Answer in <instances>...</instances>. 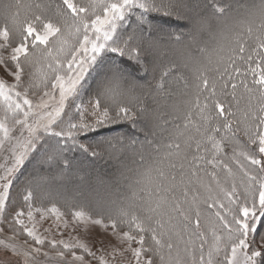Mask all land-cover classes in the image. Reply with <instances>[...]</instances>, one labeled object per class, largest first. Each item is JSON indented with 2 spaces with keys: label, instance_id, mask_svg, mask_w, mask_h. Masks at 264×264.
<instances>
[{
  "label": "snow or ice",
  "instance_id": "snow-or-ice-1",
  "mask_svg": "<svg viewBox=\"0 0 264 264\" xmlns=\"http://www.w3.org/2000/svg\"><path fill=\"white\" fill-rule=\"evenodd\" d=\"M0 20V264H264V0ZM100 158L116 200L79 168Z\"/></svg>",
  "mask_w": 264,
  "mask_h": 264
},
{
  "label": "trees",
  "instance_id": "trees-1",
  "mask_svg": "<svg viewBox=\"0 0 264 264\" xmlns=\"http://www.w3.org/2000/svg\"><path fill=\"white\" fill-rule=\"evenodd\" d=\"M11 3H19L22 6L28 0H10ZM23 15V7H21ZM2 23V20H0ZM82 174H86L90 179V191L92 195L101 200H116L119 195V188L114 184V174L116 169L107 159H82L79 162ZM70 195L72 194L69 193Z\"/></svg>",
  "mask_w": 264,
  "mask_h": 264
},
{
  "label": "rangeland",
  "instance_id": "rangeland-1",
  "mask_svg": "<svg viewBox=\"0 0 264 264\" xmlns=\"http://www.w3.org/2000/svg\"><path fill=\"white\" fill-rule=\"evenodd\" d=\"M21 16H23V15L21 14ZM69 193H71V191H70ZM69 195H70V194H69ZM48 223H50V221L45 222V223H44V227H47V226H48ZM96 231H99V229H97ZM57 238H59V237H57ZM65 238H67V237H65Z\"/></svg>",
  "mask_w": 264,
  "mask_h": 264
}]
</instances>
